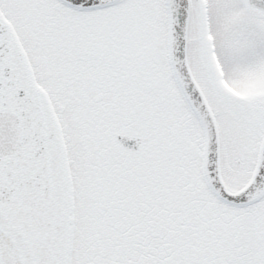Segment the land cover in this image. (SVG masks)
Here are the masks:
<instances>
[{"label": "snow or ice", "instance_id": "1", "mask_svg": "<svg viewBox=\"0 0 264 264\" xmlns=\"http://www.w3.org/2000/svg\"><path fill=\"white\" fill-rule=\"evenodd\" d=\"M0 264H264V0H0Z\"/></svg>", "mask_w": 264, "mask_h": 264}]
</instances>
